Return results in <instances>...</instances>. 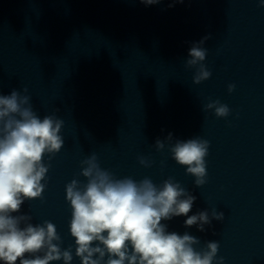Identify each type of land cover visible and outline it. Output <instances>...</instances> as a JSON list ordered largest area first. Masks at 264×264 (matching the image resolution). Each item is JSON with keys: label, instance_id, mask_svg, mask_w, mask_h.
<instances>
[{"label": "water", "instance_id": "95a60500", "mask_svg": "<svg viewBox=\"0 0 264 264\" xmlns=\"http://www.w3.org/2000/svg\"><path fill=\"white\" fill-rule=\"evenodd\" d=\"M169 3L0 0V95L26 87L40 118L63 121V147L50 161L44 157L43 199L26 201L20 214L33 224L52 222L61 247L72 245L65 185L86 183L80 164L95 154L116 178L148 177L157 185L174 178L196 197L189 215L223 212L204 232L185 228L184 216L162 221L170 232L199 238L197 250L217 241L223 264H264V7L259 0ZM204 36L211 37L203 45L211 76L194 85L195 69L185 61ZM216 100L228 106V117L203 110ZM168 133L173 143L209 142L202 187L170 158L167 144L154 148ZM72 264H79L75 256Z\"/></svg>", "mask_w": 264, "mask_h": 264}, {"label": "clouds", "instance_id": "9594fccd", "mask_svg": "<svg viewBox=\"0 0 264 264\" xmlns=\"http://www.w3.org/2000/svg\"><path fill=\"white\" fill-rule=\"evenodd\" d=\"M139 2L149 6L163 0ZM183 2L170 0L169 7ZM258 7H264V0H259ZM210 38L193 42L188 51L185 67L195 69L194 85L211 76L203 63L207 55L203 45ZM234 88L229 84L228 93ZM27 91L24 87L0 95V264H72L74 256L79 264H223V257L217 259V241L206 242L197 250L199 238L188 232H170L162 223L184 216L185 228L196 226L197 231L204 232L213 220L223 221V212L212 208L189 215L196 197L174 178L168 177L159 185L148 177L139 181L116 178L100 167L95 154L80 164L79 175L86 183L73 179L65 185L72 245L61 247V237L52 222L33 224L31 215L20 214L26 201L43 199L50 168L44 157L50 161L64 145L60 135L63 121L55 115L40 118ZM203 110L212 111L216 118L230 114L228 106L219 100L207 103ZM166 144L170 158L194 178L195 187H202L207 182L209 142L196 137L173 143L172 133H168L153 146L162 152ZM138 163L152 166L144 157H138Z\"/></svg>", "mask_w": 264, "mask_h": 264}]
</instances>
